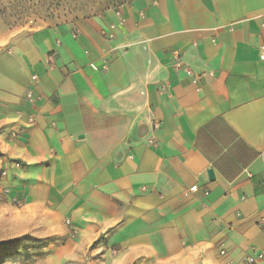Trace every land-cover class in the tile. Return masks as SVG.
<instances>
[{
  "label": "crops",
  "instance_id": "0c3cea01",
  "mask_svg": "<svg viewBox=\"0 0 264 264\" xmlns=\"http://www.w3.org/2000/svg\"><path fill=\"white\" fill-rule=\"evenodd\" d=\"M119 9L123 24L110 9L0 40L14 185L70 219L79 250L96 242L92 264H248L254 249L264 264V0Z\"/></svg>",
  "mask_w": 264,
  "mask_h": 264
},
{
  "label": "rangeland",
  "instance_id": "374dc122",
  "mask_svg": "<svg viewBox=\"0 0 264 264\" xmlns=\"http://www.w3.org/2000/svg\"><path fill=\"white\" fill-rule=\"evenodd\" d=\"M130 1L0 0V40L91 18ZM3 157L0 151V264H92L101 256L94 251L96 242L87 251L78 249L72 241L78 231L70 219H52L41 208L26 205L25 193L14 185V173L11 166L4 167ZM121 257L111 251L102 259L117 264Z\"/></svg>",
  "mask_w": 264,
  "mask_h": 264
},
{
  "label": "built area",
  "instance_id": "2783aa9c",
  "mask_svg": "<svg viewBox=\"0 0 264 264\" xmlns=\"http://www.w3.org/2000/svg\"><path fill=\"white\" fill-rule=\"evenodd\" d=\"M115 13H116V16H117V19H118V23L119 24H123L124 23V20H123V16H122V11L121 9H116L115 10ZM105 34V33H104ZM110 37H112V34L110 35ZM260 59L262 61H264V47L261 48V51H260ZM172 64L174 66V68L179 71V70H183L185 69L184 67V61L182 60V57L180 55V53L178 51H174L172 53ZM94 68H96L95 65H92ZM37 80V76L36 75H33L32 76V81L35 82ZM25 98L28 102L34 104L36 103L40 98L34 94V90H33V87L30 86L28 87V89L26 90L25 92ZM35 122V118L34 116H30L29 119H28V124L31 125ZM21 135V130L19 129H16V130H12L10 132V136L11 138H18L19 136ZM15 165L17 167H21V163L19 161L15 162ZM3 174L5 175L6 173L3 171ZM192 191H195L196 188H192L191 189ZM68 223H70V221H68ZM254 254L253 255H250L247 257V262L248 264H255L256 263V257L258 256H261L262 254L261 253H257V251H255V249L253 250ZM226 253V249L223 247L221 249V254H225Z\"/></svg>",
  "mask_w": 264,
  "mask_h": 264
},
{
  "label": "water",
  "instance_id": "95a60500",
  "mask_svg": "<svg viewBox=\"0 0 264 264\" xmlns=\"http://www.w3.org/2000/svg\"><path fill=\"white\" fill-rule=\"evenodd\" d=\"M208 173H209L210 178L213 179L214 178L213 170H209Z\"/></svg>",
  "mask_w": 264,
  "mask_h": 264
}]
</instances>
